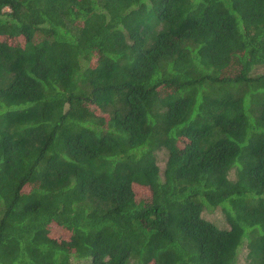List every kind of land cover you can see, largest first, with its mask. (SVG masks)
<instances>
[{
    "label": "trees",
    "instance_id": "trees-1",
    "mask_svg": "<svg viewBox=\"0 0 264 264\" xmlns=\"http://www.w3.org/2000/svg\"><path fill=\"white\" fill-rule=\"evenodd\" d=\"M242 244L264 264V0H0V264Z\"/></svg>",
    "mask_w": 264,
    "mask_h": 264
},
{
    "label": "rangeland",
    "instance_id": "rangeland-1",
    "mask_svg": "<svg viewBox=\"0 0 264 264\" xmlns=\"http://www.w3.org/2000/svg\"><path fill=\"white\" fill-rule=\"evenodd\" d=\"M257 71H262V69H259ZM156 158H157L158 164L162 167L164 165V161L166 158L165 152H163V150L157 151ZM203 216H204V218L212 221L213 223L217 224L218 226H223L226 224L224 222V219H223V214L221 213V210L218 207L215 209L204 210ZM51 231L53 234H61L62 235L64 233L63 229H61L59 226H54V225L51 226ZM245 249H246L245 244H242L241 247L239 248V251H238L239 255H238V262H237L238 264H244L243 258H244V254L246 252ZM87 262L81 261L80 263H87Z\"/></svg>",
    "mask_w": 264,
    "mask_h": 264
}]
</instances>
